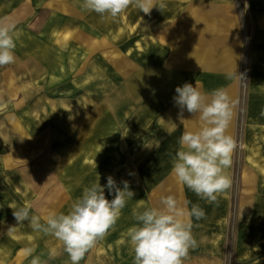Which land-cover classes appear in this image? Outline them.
Returning a JSON list of instances; mask_svg holds the SVG:
<instances>
[{
  "label": "rangeland",
  "instance_id": "obj_1",
  "mask_svg": "<svg viewBox=\"0 0 264 264\" xmlns=\"http://www.w3.org/2000/svg\"><path fill=\"white\" fill-rule=\"evenodd\" d=\"M163 2L101 18L83 0H0V21L18 32L15 62L0 67V264H71L61 241L13 211L67 213L109 175L134 196L79 264H133L132 210L170 195L206 213L191 218L197 246L183 264H264V0ZM196 81L234 102L232 184L213 204L171 171L181 135L202 126L199 113L181 117L175 88Z\"/></svg>",
  "mask_w": 264,
  "mask_h": 264
},
{
  "label": "clouds",
  "instance_id": "obj_2",
  "mask_svg": "<svg viewBox=\"0 0 264 264\" xmlns=\"http://www.w3.org/2000/svg\"><path fill=\"white\" fill-rule=\"evenodd\" d=\"M129 6H135L145 14H149L153 7L160 11L166 8L163 0L158 6H154V0H83L81 5L101 18L106 15L116 18ZM17 38L16 24L0 21V67L15 62ZM232 75L229 73L228 78L231 79ZM198 85V81L195 86L186 82L175 88L173 100L181 117L185 108L189 113H199L202 126L197 131H185L181 135L171 171L180 184L213 204L217 202L218 194L232 184L226 170L231 167L236 147V140L227 133L234 102L224 88L213 90L209 98ZM122 184L123 188L117 186L111 175L107 177L106 185L102 186L99 180L92 183L83 189L82 196L71 204L67 213L49 211L42 218L30 214L31 205H24L15 209L13 216L18 224L28 221L34 231L61 241L71 264H79L85 254L105 238L120 218L127 201L134 196L129 182L124 180ZM105 188L113 195L111 200L106 198ZM132 216L137 223L129 227L127 235L134 253L133 264H183L189 249L197 246L191 231V218L201 220L206 213L199 204H192L187 212L178 210L175 197L170 195L161 197L159 207H147L143 211L134 208ZM23 251L26 256H31L34 249ZM54 255L50 253V258ZM30 264H41V257L32 256Z\"/></svg>",
  "mask_w": 264,
  "mask_h": 264
},
{
  "label": "bare ground",
  "instance_id": "obj_3",
  "mask_svg": "<svg viewBox=\"0 0 264 264\" xmlns=\"http://www.w3.org/2000/svg\"><path fill=\"white\" fill-rule=\"evenodd\" d=\"M18 128H19V129H22V128L20 127V125H18Z\"/></svg>",
  "mask_w": 264,
  "mask_h": 264
}]
</instances>
